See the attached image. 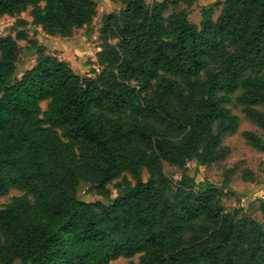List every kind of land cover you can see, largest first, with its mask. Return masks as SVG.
<instances>
[{
	"label": "trees",
	"instance_id": "trees-1",
	"mask_svg": "<svg viewBox=\"0 0 264 264\" xmlns=\"http://www.w3.org/2000/svg\"><path fill=\"white\" fill-rule=\"evenodd\" d=\"M196 1L119 0L88 76L26 30L0 37V197L23 193L0 203V264H264V199L262 223L225 211V191L188 168L229 157L231 104L264 132V0H217L199 25ZM29 8L35 27L64 39L91 34L98 13L96 0H0V16ZM20 40L36 54L22 73ZM243 136L264 151L263 137ZM81 183L105 202L82 200Z\"/></svg>",
	"mask_w": 264,
	"mask_h": 264
},
{
	"label": "rangeland",
	"instance_id": "rangeland-1",
	"mask_svg": "<svg viewBox=\"0 0 264 264\" xmlns=\"http://www.w3.org/2000/svg\"><path fill=\"white\" fill-rule=\"evenodd\" d=\"M154 1L156 0H147L149 4H152ZM216 1L197 0L192 7L188 8L189 19L199 25L202 9ZM96 2L98 13L91 25V34H88L87 28L84 27L76 30L70 39L48 36L43 32L41 27H35L32 24L31 8H29L18 17L0 16V37L7 35L15 36L18 30H26L30 40L48 47V54L56 55L59 59L67 62L81 76L91 75L89 63L96 61V54L101 50L100 45L102 41L100 39V29L102 28V17L106 13L117 12L120 8L119 0H96ZM186 7L184 3H181L178 10ZM221 8L222 6L216 9L214 19L219 15ZM171 12L172 9L166 12V14ZM19 18L27 21V26L20 28L16 22ZM18 43L23 49L18 61L19 73H22L35 64L36 54H31L25 49L29 45L28 41L20 40ZM94 67L99 69L96 65ZM46 106L47 102H43L42 108L46 109ZM230 107L240 118L238 131L224 137L223 143L230 148L231 154L225 161L211 166H200L197 168L194 162H189V174H194L195 170L198 169V174H196L198 181H208L225 191L226 196L222 198L225 211L244 209V213L262 223L263 217L259 205L260 201L264 199V151L250 146L244 138L243 132H255L263 138L264 132L245 116L241 107L235 104H231ZM258 108L264 111V107L259 106ZM231 169H234V172L230 175L229 182L225 186L227 171ZM245 170L253 172L254 178L252 181L244 180L243 173ZM164 171L174 181H179L183 174L181 169L167 163L164 164ZM147 178L148 173L144 171L143 179L147 180ZM109 188L112 191V196H115L117 191L114 189V186L110 185ZM22 194L18 189H11L8 195L0 197V203L5 205L14 197ZM79 197L84 201L105 202L103 197L95 192H90V185L86 183L80 184ZM132 260L138 263L139 256H136ZM130 261L129 259L120 258L112 261L111 264H129Z\"/></svg>",
	"mask_w": 264,
	"mask_h": 264
}]
</instances>
